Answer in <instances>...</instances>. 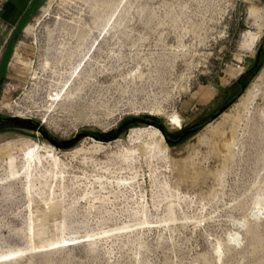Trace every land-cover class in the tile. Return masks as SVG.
<instances>
[{"label":"rangeland","instance_id":"374dc122","mask_svg":"<svg viewBox=\"0 0 264 264\" xmlns=\"http://www.w3.org/2000/svg\"><path fill=\"white\" fill-rule=\"evenodd\" d=\"M29 24L0 77L1 116L59 144L135 116L171 134L209 122L132 162L153 140L131 134L152 127L59 150L1 124L0 264H264V0H50Z\"/></svg>","mask_w":264,"mask_h":264},{"label":"water","instance_id":"95a60500","mask_svg":"<svg viewBox=\"0 0 264 264\" xmlns=\"http://www.w3.org/2000/svg\"><path fill=\"white\" fill-rule=\"evenodd\" d=\"M259 59H257V62ZM257 65H255V69L252 70L254 72L257 69ZM251 72V73H252ZM250 77H248L241 85V88L238 90L233 91L228 99L225 102V105H223L220 109V114H218L216 117H219L224 111L228 109L230 105L234 102L237 96L240 95V93L244 92L246 90V86L249 84ZM214 117L213 120L216 118ZM6 126L9 127H15L18 126L20 128L24 129H32L34 131H37L41 134V136L47 140L50 144H52L54 147L58 148L59 150H69L76 146L83 138L91 139L96 142L99 141V139H102L104 143H112L114 141L119 140L121 137L127 135L132 129H137L139 126H147V127H155V123L153 121L148 120L147 118L142 117H132L128 119L126 122L121 123L115 130H112L111 132H102L97 135H92L89 137L87 134H77L75 135L71 140L63 141L62 143H58V140L55 138L50 137L48 134L44 132V130L39 126L35 125L31 127V120H21L18 117H7L5 119ZM209 121H204L197 126L192 127L190 130L183 131V133L179 134H171L169 133V137L166 136V134L163 132V128H158L165 136L166 141L169 146H178L182 143L187 142L190 138H192L195 134H197L200 130L203 129V127L208 123ZM104 135V136H103Z\"/></svg>","mask_w":264,"mask_h":264},{"label":"crops","instance_id":"0c3cea01","mask_svg":"<svg viewBox=\"0 0 264 264\" xmlns=\"http://www.w3.org/2000/svg\"><path fill=\"white\" fill-rule=\"evenodd\" d=\"M0 1L2 3L0 8V75L1 67L5 66L2 76H0L2 78L19 47L18 44L16 48L18 37L21 33L24 34L25 29L30 25L29 23L36 13L40 12L50 0Z\"/></svg>","mask_w":264,"mask_h":264},{"label":"bare ground","instance_id":"6f19581e","mask_svg":"<svg viewBox=\"0 0 264 264\" xmlns=\"http://www.w3.org/2000/svg\"><path fill=\"white\" fill-rule=\"evenodd\" d=\"M257 11V10H256ZM255 11V12H256ZM251 38V42L253 44H255L258 40H259V36L258 35H249V39ZM246 43V42H245ZM250 47V46H249ZM77 76H79V73L77 74ZM66 93L64 92H61V93H58L57 95H54V98L52 99V102L54 103H59V102H62L63 101V98L65 97ZM157 116V115H156ZM159 116H164L162 115V113L160 114L159 113ZM170 122L172 123V126L176 127L178 130H183L184 129V123L181 119V117L179 115H174V116H170ZM148 135L150 134L151 136V139L153 140L151 143H144V146L142 147L141 150L139 151H126L124 153V159L126 161H134V158L136 159V155L138 152L140 151H143L145 152L147 155H153V156H156V155H162L164 153H166L168 151V143L166 141V138L164 136V134L156 129L155 127H152V128H147V129H142V130H136V131H133V133L131 134V142H134V143H138L139 141H142L144 135ZM145 139V138H144ZM229 147V146H228ZM230 148V147H229ZM100 151H103L104 149L102 147H99L98 148ZM97 150V149H96ZM38 151V150H37ZM36 149H29L27 150L22 162H23V165H24V168H26L27 165H29V167H31L30 165L34 162V159L37 157V155H35V153L37 152ZM141 153V152H140ZM228 153V152H227ZM138 156V155H137ZM140 156V155H139ZM146 157V156H145ZM157 157V156H156ZM123 158V157H122ZM150 158H152L150 156ZM158 158V157H157ZM156 158V159H157ZM47 160L48 159H53V156H48V158H46ZM140 159V158H139ZM137 160V159H136ZM137 162V161H136ZM153 162V161H152ZM129 163V162H127ZM21 169V168H20ZM21 171V170H20ZM134 181V180H133ZM121 183V182H120ZM119 185V184H118ZM124 187V186H123ZM122 188V187H121ZM101 193V192H100ZM54 194H55V191H54ZM104 200H107L105 197H104ZM46 206L49 208L50 207V204L49 203H45ZM51 205L53 207L54 206V202L51 203ZM261 214L264 216V205L261 206ZM163 225V224H162ZM151 226V225H149ZM143 227H146V224L143 226ZM127 231V229H126ZM122 232V231H121ZM115 233H117L115 231ZM112 234H114L112 232ZM112 234H108V235H112ZM111 237V236H110ZM238 235L237 234H232L231 237H230V245L233 244V245H236L239 241V239H237ZM106 238V237H105ZM239 238V237H238ZM107 240V239H106ZM75 245V244H74ZM222 248V246H221ZM220 250V249H219ZM219 252V251H218ZM25 253L22 252V253H18L16 255H13L12 257H20L21 255H24ZM26 256V254H25ZM13 260V259H11Z\"/></svg>","mask_w":264,"mask_h":264},{"label":"trees","instance_id":"16d2710c","mask_svg":"<svg viewBox=\"0 0 264 264\" xmlns=\"http://www.w3.org/2000/svg\"><path fill=\"white\" fill-rule=\"evenodd\" d=\"M260 64H261V61H258V62L256 61V63H255V65H257V66H260ZM142 118H147L148 120L153 121L157 128H163V132L166 134V136L169 137V131H168V128L165 126V121L164 120L157 119L155 117H148V116H143ZM97 134H100V133H93V132H88L87 133V135L89 137H91L92 135H97ZM99 141H102V139H99Z\"/></svg>","mask_w":264,"mask_h":264},{"label":"flooded vegetation","instance_id":"af4514ba","mask_svg":"<svg viewBox=\"0 0 264 264\" xmlns=\"http://www.w3.org/2000/svg\"><path fill=\"white\" fill-rule=\"evenodd\" d=\"M7 117H4V116H1L0 115V125L2 124H6V121H5V119H6Z\"/></svg>","mask_w":264,"mask_h":264},{"label":"built area","instance_id":"2783aa9c","mask_svg":"<svg viewBox=\"0 0 264 264\" xmlns=\"http://www.w3.org/2000/svg\"><path fill=\"white\" fill-rule=\"evenodd\" d=\"M1 6H2V3H1V1H0V8H1Z\"/></svg>","mask_w":264,"mask_h":264}]
</instances>
